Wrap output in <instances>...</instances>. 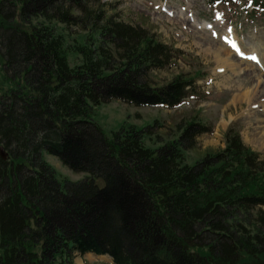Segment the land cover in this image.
Here are the masks:
<instances>
[{"label": "trees", "instance_id": "trees-1", "mask_svg": "<svg viewBox=\"0 0 264 264\" xmlns=\"http://www.w3.org/2000/svg\"><path fill=\"white\" fill-rule=\"evenodd\" d=\"M176 53L103 0H0V65L12 86L0 95V264H74L88 253L114 264H264V157L234 129L224 149L189 165L211 131L200 122L151 148L153 125L108 135L94 120L112 101L181 104L199 74L155 83ZM45 153L87 178L60 181ZM71 204L81 222L68 214L48 228L47 212Z\"/></svg>", "mask_w": 264, "mask_h": 264}, {"label": "rangeland", "instance_id": "rangeland-1", "mask_svg": "<svg viewBox=\"0 0 264 264\" xmlns=\"http://www.w3.org/2000/svg\"><path fill=\"white\" fill-rule=\"evenodd\" d=\"M104 2L122 21L145 28L158 41L179 52L176 53L177 66L156 72V84H166L180 74L190 77L197 73L199 77L205 74L195 83L194 93L174 109L137 108L119 101L102 105L95 111L94 120L106 133L117 132L123 125L136 129L153 125L152 139L147 140L146 144L158 148L177 136L185 124L196 121L211 128V132L200 136L196 148L187 152L189 165H195L208 151L224 149L225 135L233 128L240 133L246 145L264 157V143L258 145L255 141L257 137L264 136V91L257 93V89L259 91L264 85L263 12L253 19L248 18L246 14L251 12V7L247 1L238 5L219 6L216 11L204 0ZM208 24L212 30H209L211 26ZM58 30L63 32L64 27L58 25ZM225 35L235 37L238 46L241 43L246 54L255 53L261 60L260 66L240 60L236 41L234 46H229L223 40ZM230 41L233 42V39L230 38ZM69 61L74 67L79 64L80 58L71 55ZM10 77L0 65V95L12 87L7 81ZM44 157L64 183H78L87 178V174L74 173L64 167L52 155L45 153ZM71 206H66L60 213L48 211V228H56L59 220L68 214L72 221H80L82 213L73 215ZM87 211V215L92 213L89 209ZM75 256L74 264H113L107 256Z\"/></svg>", "mask_w": 264, "mask_h": 264}, {"label": "bare ground", "instance_id": "bare-ground-1", "mask_svg": "<svg viewBox=\"0 0 264 264\" xmlns=\"http://www.w3.org/2000/svg\"><path fill=\"white\" fill-rule=\"evenodd\" d=\"M264 91V85H263V87L258 91V89H257V93L259 92V93H261V92H263ZM262 103V102H261ZM263 140H264V136H261V137H257L256 139H255V141H256V143L258 144V145H260V144H263L264 142H263ZM79 256H81V255H79ZM84 256V255H83ZM82 257V256H81Z\"/></svg>", "mask_w": 264, "mask_h": 264}, {"label": "water", "instance_id": "water-1", "mask_svg": "<svg viewBox=\"0 0 264 264\" xmlns=\"http://www.w3.org/2000/svg\"><path fill=\"white\" fill-rule=\"evenodd\" d=\"M0 154L3 160H7V153L5 152L3 147H0Z\"/></svg>", "mask_w": 264, "mask_h": 264}]
</instances>
